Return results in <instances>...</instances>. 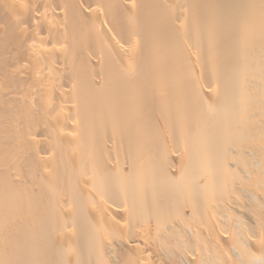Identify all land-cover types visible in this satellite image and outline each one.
Segmentation results:
<instances>
[{"label": "bare ground", "instance_id": "obj_1", "mask_svg": "<svg viewBox=\"0 0 264 264\" xmlns=\"http://www.w3.org/2000/svg\"><path fill=\"white\" fill-rule=\"evenodd\" d=\"M0 264H264V0H0Z\"/></svg>", "mask_w": 264, "mask_h": 264}]
</instances>
